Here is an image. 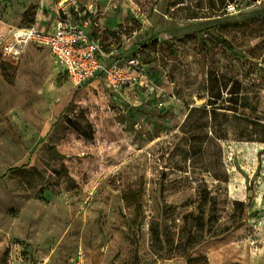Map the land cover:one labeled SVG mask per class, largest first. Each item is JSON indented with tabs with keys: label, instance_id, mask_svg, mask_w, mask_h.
<instances>
[{
	"label": "rangeland",
	"instance_id": "rangeland-1",
	"mask_svg": "<svg viewBox=\"0 0 264 264\" xmlns=\"http://www.w3.org/2000/svg\"><path fill=\"white\" fill-rule=\"evenodd\" d=\"M45 1L0 27H50ZM105 1L103 51L146 27L129 103L48 49L0 63V264H264V0Z\"/></svg>",
	"mask_w": 264,
	"mask_h": 264
},
{
	"label": "built area",
	"instance_id": "built-area-1",
	"mask_svg": "<svg viewBox=\"0 0 264 264\" xmlns=\"http://www.w3.org/2000/svg\"><path fill=\"white\" fill-rule=\"evenodd\" d=\"M98 2L88 0L84 15H80L76 8L72 10V7L59 6L55 10L51 30L33 25L0 27V63L18 62L28 47L48 49L72 87L78 89L97 83L111 94L113 103H129V94L138 92L148 81L142 62L143 42L147 41L146 27L143 26L129 38L132 46L128 49L103 51L93 37ZM49 12L48 19L53 10ZM225 12L234 14L235 6L228 5ZM76 15L81 17L80 21L75 18ZM138 37L141 41L134 42Z\"/></svg>",
	"mask_w": 264,
	"mask_h": 264
},
{
	"label": "crops",
	"instance_id": "crops-1",
	"mask_svg": "<svg viewBox=\"0 0 264 264\" xmlns=\"http://www.w3.org/2000/svg\"><path fill=\"white\" fill-rule=\"evenodd\" d=\"M43 2V1H42ZM46 2V8L47 9H55V10H58V6H62L63 4H65V6L63 7H72V10L74 8H76L80 15H84L85 11H86V7L88 5V0H55L54 2H56V5H51L52 2L51 1H45ZM41 5V4H40ZM43 5V3H42ZM106 1L103 0V1H99L98 2V6H97V16L96 18H99L97 19V21L95 22L96 23V28L95 29H102L103 28V18H102V11L105 9L106 7ZM75 18L80 21L81 20V17H78L77 15L75 16ZM48 19V18H47ZM96 20V19H95ZM39 29H43V30H51V28L49 26L45 27V26H40V27H37ZM94 29V31H95ZM137 33V32H136ZM135 33V34H136ZM132 37V36H131ZM97 40V39H96ZM129 40V39H128ZM128 40H125L123 43H122V48L121 50H126L128 49L130 46H132V43H130ZM100 44V41L97 40ZM132 41V40H131ZM134 42H140L141 41V38L138 37L137 39L133 40ZM147 44V41L146 42H143V46H145ZM34 49V48H33ZM131 95V94H130ZM121 108V106H119Z\"/></svg>",
	"mask_w": 264,
	"mask_h": 264
},
{
	"label": "trees",
	"instance_id": "trees-1",
	"mask_svg": "<svg viewBox=\"0 0 264 264\" xmlns=\"http://www.w3.org/2000/svg\"><path fill=\"white\" fill-rule=\"evenodd\" d=\"M27 13L28 12H25V14H24V20L21 22V27H26V26H31V25H24L25 24V16L27 15ZM196 112H198V113H202V114H206L207 113V110H206V108L205 107H203V108H199V109H191L190 110V112H189V115H192V114H194V113H196ZM212 114V113H211ZM10 171H13V169H8V170H6L5 171V173L4 174H2L1 176H0V180L7 174V173H9Z\"/></svg>",
	"mask_w": 264,
	"mask_h": 264
},
{
	"label": "water",
	"instance_id": "water-1",
	"mask_svg": "<svg viewBox=\"0 0 264 264\" xmlns=\"http://www.w3.org/2000/svg\"><path fill=\"white\" fill-rule=\"evenodd\" d=\"M49 156L52 158H56V159H62V156L59 154V152L57 151L56 148H53L50 152H49Z\"/></svg>",
	"mask_w": 264,
	"mask_h": 264
}]
</instances>
